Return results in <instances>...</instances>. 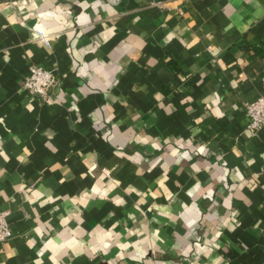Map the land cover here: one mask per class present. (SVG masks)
<instances>
[{
  "label": "crops",
  "instance_id": "0c3cea01",
  "mask_svg": "<svg viewBox=\"0 0 264 264\" xmlns=\"http://www.w3.org/2000/svg\"><path fill=\"white\" fill-rule=\"evenodd\" d=\"M0 2V264H264V0Z\"/></svg>",
  "mask_w": 264,
  "mask_h": 264
},
{
  "label": "built area",
  "instance_id": "2783aa9c",
  "mask_svg": "<svg viewBox=\"0 0 264 264\" xmlns=\"http://www.w3.org/2000/svg\"><path fill=\"white\" fill-rule=\"evenodd\" d=\"M3 5L0 2V11ZM40 38L47 44H50V35L42 30H38ZM56 82L54 71L39 63L30 66L29 73L25 77L24 86L36 95L46 98L49 88ZM246 112L249 116L247 129L255 133L259 128L264 126V93L257 98L245 102ZM8 211L0 212V241L7 240L11 234V226L8 220Z\"/></svg>",
  "mask_w": 264,
  "mask_h": 264
},
{
  "label": "trees",
  "instance_id": "16d2710c",
  "mask_svg": "<svg viewBox=\"0 0 264 264\" xmlns=\"http://www.w3.org/2000/svg\"><path fill=\"white\" fill-rule=\"evenodd\" d=\"M169 62H171L175 67L177 66L176 64V62H177V60H176V57H171V58H169Z\"/></svg>",
  "mask_w": 264,
  "mask_h": 264
}]
</instances>
